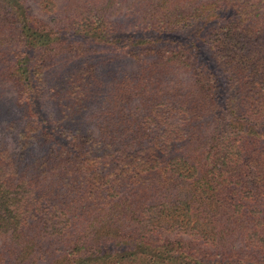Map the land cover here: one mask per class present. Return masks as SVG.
<instances>
[{
  "label": "trees",
  "instance_id": "16d2710c",
  "mask_svg": "<svg viewBox=\"0 0 264 264\" xmlns=\"http://www.w3.org/2000/svg\"><path fill=\"white\" fill-rule=\"evenodd\" d=\"M0 87V264H264V0H0Z\"/></svg>",
  "mask_w": 264,
  "mask_h": 264
},
{
  "label": "rangeland",
  "instance_id": "374dc122",
  "mask_svg": "<svg viewBox=\"0 0 264 264\" xmlns=\"http://www.w3.org/2000/svg\"><path fill=\"white\" fill-rule=\"evenodd\" d=\"M33 9L36 10L37 8L33 6ZM196 35V34H195ZM193 39H196V37L194 36ZM0 90H11L10 88L8 87H0ZM6 97L5 101H9L11 100V97H12V93H7L4 95Z\"/></svg>",
  "mask_w": 264,
  "mask_h": 264
}]
</instances>
